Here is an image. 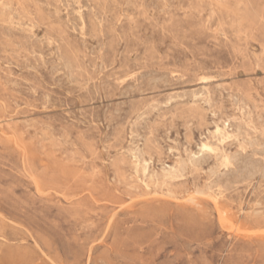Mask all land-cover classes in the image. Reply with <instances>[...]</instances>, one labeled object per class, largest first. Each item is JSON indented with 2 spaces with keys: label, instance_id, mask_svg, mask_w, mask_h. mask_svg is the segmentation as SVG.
I'll list each match as a JSON object with an SVG mask.
<instances>
[{
  "label": "rangeland",
  "instance_id": "rangeland-1",
  "mask_svg": "<svg viewBox=\"0 0 264 264\" xmlns=\"http://www.w3.org/2000/svg\"><path fill=\"white\" fill-rule=\"evenodd\" d=\"M0 264H264V0H0Z\"/></svg>",
  "mask_w": 264,
  "mask_h": 264
},
{
  "label": "bare ground",
  "instance_id": "bare-ground-1",
  "mask_svg": "<svg viewBox=\"0 0 264 264\" xmlns=\"http://www.w3.org/2000/svg\"><path fill=\"white\" fill-rule=\"evenodd\" d=\"M70 80V79H69ZM217 129V128H216ZM249 142V141H248ZM203 147H207V145H204ZM217 157V156H216ZM219 157V156H218ZM237 158V157H236ZM197 163V162H196ZM208 188V187H207ZM207 195V194H206ZM221 195V194H220ZM218 196H219V194H218ZM213 209V208H212ZM217 212V211H216ZM111 218V217H110ZM228 224V223H227ZM240 231V230H239ZM238 231V232H239ZM92 245V244H91ZM90 252V251H89Z\"/></svg>",
  "mask_w": 264,
  "mask_h": 264
}]
</instances>
